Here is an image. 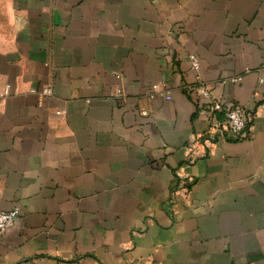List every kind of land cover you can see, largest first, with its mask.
Here are the masks:
<instances>
[{"label":"crops","instance_id":"0c3cea01","mask_svg":"<svg viewBox=\"0 0 264 264\" xmlns=\"http://www.w3.org/2000/svg\"><path fill=\"white\" fill-rule=\"evenodd\" d=\"M190 54L254 111L193 162ZM263 62L264 0H0V264H264Z\"/></svg>","mask_w":264,"mask_h":264},{"label":"built area","instance_id":"2783aa9c","mask_svg":"<svg viewBox=\"0 0 264 264\" xmlns=\"http://www.w3.org/2000/svg\"><path fill=\"white\" fill-rule=\"evenodd\" d=\"M190 68L196 71V81L191 86L195 93L205 100V108H202L204 119L207 122L205 131L195 134L189 139L188 160L193 162L198 156L196 148L204 147L209 149L210 146L216 142L228 140H241L251 136V126L254 117V111L248 110L245 106L238 103H229L217 98H213L210 94L209 86L200 80L198 76V61L193 55H189ZM261 69L264 70V62ZM260 77L259 80H262ZM8 93V89L3 90V94ZM51 88L43 86L40 90L41 95H49ZM159 93L167 96V90L162 83L151 84V96ZM56 113H64V110H56ZM142 114L146 112L141 111ZM177 173L176 182L169 193L168 203L173 204L180 199L188 197L189 187L183 178ZM18 215V209L12 208L10 210H0V236L14 223Z\"/></svg>","mask_w":264,"mask_h":264}]
</instances>
